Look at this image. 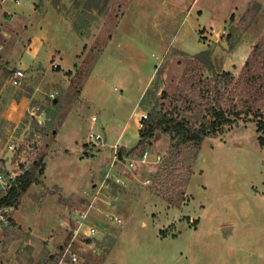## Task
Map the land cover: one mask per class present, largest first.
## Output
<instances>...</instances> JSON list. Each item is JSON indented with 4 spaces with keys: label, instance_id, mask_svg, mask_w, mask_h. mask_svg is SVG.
I'll return each mask as SVG.
<instances>
[{
    "label": "rangeland",
    "instance_id": "1",
    "mask_svg": "<svg viewBox=\"0 0 264 264\" xmlns=\"http://www.w3.org/2000/svg\"><path fill=\"white\" fill-rule=\"evenodd\" d=\"M1 1L0 91L9 95L0 97V113L8 97L33 90L36 115L5 124L0 156L14 170L40 157L58 159L57 176L68 162L79 180L65 198L53 177L29 188L10 212L15 225L4 232L0 264H264V149L254 123L239 121L224 137L208 139L197 159L184 151L178 180L192 174L182 203L154 193L169 135L158 130L151 146L128 156L147 150V163L130 169L114 162L116 147L130 151L138 143L142 114L184 109L179 81L198 52L212 50L216 71L239 77L238 45L252 49L264 39V0H109L103 14L75 11L72 0H25L12 17L1 8L12 9L11 2ZM19 68L27 76L14 86L9 80ZM190 108L184 116L197 124L203 114L197 99ZM127 123L126 148L116 141ZM90 132L102 134L105 145L91 142ZM61 172L65 180L71 175L65 166ZM108 174L122 185L108 179L104 200L79 226L77 211L87 210ZM114 195L117 207L102 208ZM105 210L124 224H114ZM90 226L92 238L85 235ZM72 232L77 262L63 256Z\"/></svg>",
    "mask_w": 264,
    "mask_h": 264
},
{
    "label": "trees",
    "instance_id": "2",
    "mask_svg": "<svg viewBox=\"0 0 264 264\" xmlns=\"http://www.w3.org/2000/svg\"><path fill=\"white\" fill-rule=\"evenodd\" d=\"M108 5L109 0H72L73 9L83 13L93 10L103 14ZM212 58V50H202L184 70L177 100L184 109L168 111L152 108L139 130L136 146L130 151L122 148L119 152L121 157L131 156L133 151L151 146L158 130L170 136L169 150L153 176L154 193L169 204L184 201L183 188L187 186L192 172L187 170L178 180L181 175L178 169L184 164L186 149L193 151L197 159L205 141L224 137L239 121L255 124L258 144L264 149V39L253 45L238 78L230 71H216ZM195 73H200L197 80L193 77ZM205 74L208 76L205 77ZM196 99L203 111L197 124L184 116L196 104ZM44 160V157L35 160L17 178L16 185L2 199V205L17 208L32 185H43ZM11 225H15L13 218ZM71 237H68L66 244Z\"/></svg>",
    "mask_w": 264,
    "mask_h": 264
},
{
    "label": "built area",
    "instance_id": "3",
    "mask_svg": "<svg viewBox=\"0 0 264 264\" xmlns=\"http://www.w3.org/2000/svg\"><path fill=\"white\" fill-rule=\"evenodd\" d=\"M25 0H2L1 1V5L5 4L6 2H11V5L13 6L12 9H5L6 7H9V5L6 6H2L1 8H4V12L9 16L12 17L14 13H16V8L21 7L23 5V2ZM2 47L0 46V51H1ZM54 67H58L57 64L54 65ZM25 78V73L23 70H17L14 72V74L12 75L10 81L14 86H19L23 79ZM51 97L54 99L55 98V94L51 93L50 94ZM33 116L36 115V109L32 110L31 113ZM147 118V114L144 113L141 115L140 119H139V125L140 128L143 126L144 120ZM94 120H97V116H93ZM88 138L91 142H93L94 144L97 145H105L103 142V135L100 133H95V132H90L88 135ZM11 147H13L11 145ZM130 157V156H129ZM128 156L125 157H121L119 155V152L117 151V147L115 150V154H114V162H120V161H126L127 162V167H129L130 169L135 168L136 164L138 163H147L148 162V157H149V152L146 150L145 152H143L142 155H140L139 158L134 159V158H129ZM6 162V157H1L0 156V245L2 242V238L4 235V232L6 231V229L8 227L11 226V220H12V216H11V211L13 210L14 207H10V206H4L1 204L2 199L13 189V187L16 185L17 182V178L25 171V169H20L19 167L16 168V170L11 169L9 167H7L5 165ZM108 179H112L114 180L115 183H119L120 185H122L123 181L120 178H115L113 179L112 176H110V174H108L105 178L104 184L100 187L97 188L95 195L93 196V200L90 201V203L87 206V210L86 211H77L78 212V218H77V223L79 224V226H86V220L87 217H89L88 215H90V210L95 209V205L97 206V204H99V199L100 200H104L102 198V196H105L106 193L102 192L103 189H108V186H106V184L108 183ZM149 182V180L147 181ZM110 200L105 201L104 205L102 208H106V207H112L115 208L117 207L119 201H120V196L119 195H114V196H110L109 197ZM105 212L107 213V215H109L108 217L111 219V221L113 220L114 224H117L119 226L124 224V221L121 217H119L118 215H115L113 213H111V211L105 210ZM81 217V219L79 218ZM75 235L77 234V230H74ZM96 233V229L92 228V226H90L89 232H87L85 235L89 236L90 238L93 237V235H95ZM73 237V232L70 234ZM71 237V239H72ZM66 244V246L64 247L63 250V256H68L72 259V261L77 262V254L74 253L72 251L73 249V240H71ZM77 260V261H76Z\"/></svg>",
    "mask_w": 264,
    "mask_h": 264
},
{
    "label": "crops",
    "instance_id": "4",
    "mask_svg": "<svg viewBox=\"0 0 264 264\" xmlns=\"http://www.w3.org/2000/svg\"><path fill=\"white\" fill-rule=\"evenodd\" d=\"M201 7L206 8L207 11L209 10L208 7L205 6V5H202ZM0 16H3V13H1ZM250 52H251V47L248 49L243 44L238 45V47H237V49L235 51L236 58H235V61L233 62L234 65L236 67L238 65H240L239 67H242L244 65V63H245V61H246V59H247V57H248V55H249ZM18 70L25 71L23 68H19ZM26 76H27V74L25 73V79H26ZM9 81L7 80L6 82L9 84ZM16 90H17V88L15 89V91ZM28 91H30V92H28V94L25 91H21V92H19L20 94H18L17 96H13L12 95V96L8 97V99L6 100V106L4 107V109L2 110V112L0 113V121H3L2 123H0V132H2V133L4 132L5 124L8 123L10 125L11 124L17 125V124H19L23 120V118L27 115L28 112L30 114L32 113V110H34V107H32L33 106L32 105V101L35 99L36 93L33 90H32V92H31V90H28ZM6 95H9V94H7L6 92L4 93V89H2L0 91V97H2L3 99L4 98L6 99ZM41 117H42V115H41ZM130 125H131V123H127L123 127L122 132H121L119 138L116 141L119 145L124 146L126 148L129 147L128 144H127L128 140L124 143V142L121 141L122 140L121 137L123 136V134H124L125 131L126 132H129ZM65 129H66V127L64 126L62 128V132H65ZM139 130H140V127H139L138 133H137V138H136L137 141L139 139ZM123 138H124V136H123ZM79 139H80V137H74L73 138V141H72V145H76L77 146V143H78ZM119 140H120V142H119ZM121 142H122V144H121ZM88 151L89 150L86 149L84 154H86L85 155V158L89 160V157L87 156L88 155L87 154ZM48 160H49L48 157H46L45 160H44V162H45V171H44V175L43 176H44L45 179H43V180L46 183H48V181L53 177L55 180H57L58 182H60L59 187L62 189V194H61L62 196H61V198L62 197L65 198V197H67L66 195H68L72 191H74V188H75V185H76L75 184V181L77 179L79 180V178H77V174L74 173L75 167H73V166L70 167L68 165V162H66L64 165H61L60 167H57L56 168V171L59 172L58 173L59 176H57L54 173H52V167L55 165V161H57L58 159H56V160H50L49 162H48ZM9 163L10 162H7L6 161L5 162V165L10 168ZM64 166H65V168H70V170H71V172H69L71 175H70L69 178H67V180H65V178L67 176L63 175V173L61 172L62 169H64ZM67 166H69V167H67ZM78 176H79V174H78ZM2 250L3 249H0V255H2V253H3Z\"/></svg>",
    "mask_w": 264,
    "mask_h": 264
}]
</instances>
